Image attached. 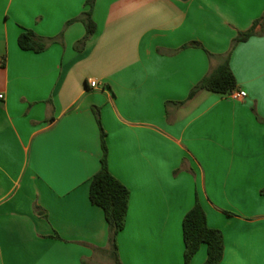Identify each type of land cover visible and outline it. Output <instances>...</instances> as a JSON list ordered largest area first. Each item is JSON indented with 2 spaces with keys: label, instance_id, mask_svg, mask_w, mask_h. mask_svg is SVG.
Here are the masks:
<instances>
[{
  "label": "crops",
  "instance_id": "obj_1",
  "mask_svg": "<svg viewBox=\"0 0 264 264\" xmlns=\"http://www.w3.org/2000/svg\"><path fill=\"white\" fill-rule=\"evenodd\" d=\"M87 10L0 0V264H114L89 197L101 127L109 170L130 190L121 264H185L197 200L223 234L220 264H264V20L233 46L264 0H96L81 45ZM25 30L46 50H22ZM227 55L247 97L189 99ZM206 259L202 245L191 264Z\"/></svg>",
  "mask_w": 264,
  "mask_h": 264
},
{
  "label": "trees",
  "instance_id": "obj_2",
  "mask_svg": "<svg viewBox=\"0 0 264 264\" xmlns=\"http://www.w3.org/2000/svg\"><path fill=\"white\" fill-rule=\"evenodd\" d=\"M96 0H86L88 10L82 14L80 20L86 27V36L80 42L84 45L86 40L96 30L93 21V9ZM263 19L254 22L246 32L241 33L233 46L245 42L258 34L259 27L263 29ZM49 41L39 37L31 30H25L18 38V45L24 51L41 53L48 47ZM210 56H213L210 54ZM237 89V81L230 66V55L224 57L222 62L207 77L198 83L189 95L192 99L200 91H208L226 95ZM99 124L100 118L96 111ZM101 126V125H100ZM102 151L101 168L90 182L89 197L93 205L104 211L109 230V255L114 264H121L118 254V235L125 229L129 209L130 190L117 178L108 167V148L106 133L101 127ZM262 193H264L262 191ZM183 238L185 243V264H191L202 245L207 246V259L203 264H220L224 256V237L220 230L208 225L207 215L200 202L197 200L194 207L185 215L182 223Z\"/></svg>",
  "mask_w": 264,
  "mask_h": 264
},
{
  "label": "built area",
  "instance_id": "obj_3",
  "mask_svg": "<svg viewBox=\"0 0 264 264\" xmlns=\"http://www.w3.org/2000/svg\"><path fill=\"white\" fill-rule=\"evenodd\" d=\"M90 87L92 89H97L99 88L100 84L97 81L91 80L89 83ZM229 96L235 100H242L247 97V93L245 91H241L238 89L233 90L232 92L229 93ZM0 98H3L2 95H0Z\"/></svg>",
  "mask_w": 264,
  "mask_h": 264
},
{
  "label": "water",
  "instance_id": "obj_4",
  "mask_svg": "<svg viewBox=\"0 0 264 264\" xmlns=\"http://www.w3.org/2000/svg\"><path fill=\"white\" fill-rule=\"evenodd\" d=\"M181 1H187V0H181Z\"/></svg>",
  "mask_w": 264,
  "mask_h": 264
}]
</instances>
